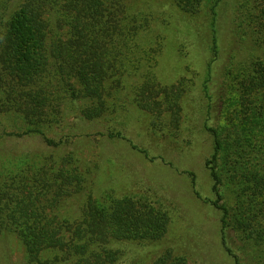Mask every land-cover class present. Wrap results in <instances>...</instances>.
Instances as JSON below:
<instances>
[{
	"label": "trees",
	"instance_id": "trees-1",
	"mask_svg": "<svg viewBox=\"0 0 264 264\" xmlns=\"http://www.w3.org/2000/svg\"><path fill=\"white\" fill-rule=\"evenodd\" d=\"M171 1L194 14L200 11L204 0ZM237 2L236 24L242 32L239 35H246L262 53L235 70L227 68L232 87L220 96L221 114L232 118L236 145L221 138L218 128L207 127L214 139V153L205 164L216 194V199L209 202L221 213L220 233L226 251L236 264H264V0ZM120 3L0 0V87L6 93L4 105L9 111L16 108L27 126V131L7 132L6 137L44 135L45 126L63 116L58 111L60 97L76 105V84L87 96L101 97V90H106L109 61L116 57L108 46L102 45L114 41L122 44L129 69L141 79L136 92L142 105H155L158 99L160 105L172 110V121L179 125L182 89L176 85L159 87L154 77L138 73L144 65V49L154 60L162 50V41L157 40L148 49L138 47L137 35L147 22L126 12L120 15ZM218 3L219 0L216 6ZM213 14H217L215 8ZM118 69L124 73L122 65ZM56 87H60L62 96L55 94ZM27 158L41 162V157ZM76 169H66L56 182L55 193L51 191L52 178L31 172L32 186L40 183L37 192L41 196L49 194L50 207L40 209L36 206L39 199L32 200L33 205L19 198H13L11 206L0 203V243L4 244L6 241L2 240L7 236L16 235L26 251L25 264H189V256L173 248L156 254L149 263L133 252L135 245L143 250L159 244L168 231L170 217L158 201L106 194L104 200H99L92 195L79 218L68 217L70 212L59 197L70 196L75 189L78 193L86 189L85 172L78 166ZM37 192H31V197ZM229 230L241 242L246 260L228 246ZM115 241L121 244L115 245ZM50 252L51 256L47 254Z\"/></svg>",
	"mask_w": 264,
	"mask_h": 264
},
{
	"label": "rangeland",
	"instance_id": "rangeland-1",
	"mask_svg": "<svg viewBox=\"0 0 264 264\" xmlns=\"http://www.w3.org/2000/svg\"><path fill=\"white\" fill-rule=\"evenodd\" d=\"M120 2V15L126 12L147 22L137 35L138 47L148 49L157 40L162 41V50L154 60L144 49V65L138 73H148L159 87L176 85L182 89L179 125L172 121V110L160 105L158 99L155 105L143 106L136 92L141 79L129 69L125 50L117 41L102 45L116 56L112 61L108 58L109 74L102 96L91 98L76 84L74 105L62 96L60 87L54 88L55 94L62 96L58 111L63 116L47 124L44 135L6 137L7 132L27 131V126L16 108L9 111L4 105L6 93L1 86L0 203L11 206L13 198H19L33 205L32 200L39 199L36 206L49 208V194H38L40 183L32 186L31 172L52 178L51 191L55 193L56 182L66 169L74 172L78 166L85 172L86 189L59 197L71 219L80 217L92 195L99 200H104V194L149 198L162 203L170 218L168 231L159 244L143 250L131 245L144 263L173 248L187 254L189 264H236L222 243L221 213L209 202L216 199V194L205 164L214 153V139L207 127L218 128L221 138L236 145L232 118L221 114L220 96L232 87L227 68L235 70L262 50L256 49L246 35H239L237 0H219L217 6V0H204L194 14L171 0ZM121 65L123 74L118 69ZM27 157H41V162ZM24 172L27 174L22 175ZM31 192L37 193L31 197ZM2 241L6 242L0 243V264H25L26 251L20 239L10 235ZM226 242L246 260L233 230L228 231ZM47 254L51 256V252Z\"/></svg>",
	"mask_w": 264,
	"mask_h": 264
}]
</instances>
